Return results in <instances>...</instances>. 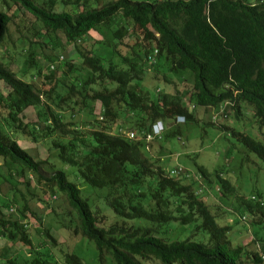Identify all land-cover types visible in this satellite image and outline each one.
I'll list each match as a JSON object with an SVG mask.
<instances>
[{
  "label": "trees",
  "instance_id": "1",
  "mask_svg": "<svg viewBox=\"0 0 264 264\" xmlns=\"http://www.w3.org/2000/svg\"><path fill=\"white\" fill-rule=\"evenodd\" d=\"M7 1L31 14L39 29L61 32L66 43L74 45L83 70L78 80L86 88L82 92L78 84H68L75 65L66 59L65 68H60L58 64L64 59H55L50 53L44 54L43 65L36 55H27L25 62L34 68L30 81L18 78L0 62V82L6 87L5 93L0 91V159L19 166L25 186L29 189L34 179L51 193L65 196L79 221L74 232L93 241L101 264L104 253L115 264H263V252L256 243L264 246V192L256 189L248 196L237 197L238 214L263 235L255 239L252 250L242 244L233 245L229 237L232 225L217 222L221 207L213 209L206 203L201 181L210 178L205 168L198 166L193 176L186 169L180 175H170L161 164L156 165L159 160L153 161L149 153L152 141L128 138L120 132V121L123 116L132 117L126 128L138 134L150 131L157 121L164 124L180 117L184 122H195L190 106L214 107L217 114L223 115L229 108L239 119L244 105L262 128L264 0H94L96 5L85 9L82 5L87 0ZM60 3L73 5V9L58 12ZM11 22L10 15L0 11V48ZM100 26L109 29V48L118 60L113 56L105 60L96 54L97 45L80 47L82 39ZM133 36L132 45L123 43ZM148 56L153 57V63L147 61ZM161 60H165L164 65ZM149 64L153 66L152 77L170 86L155 98L139 83ZM178 74L189 85V93L179 88ZM34 77L40 78L39 87L34 85ZM61 86L64 93L57 91ZM48 101L58 110L46 105ZM30 108L35 111V121L26 119L25 112ZM68 110L84 111L93 117V129L84 135L78 130L80 122H64ZM70 126L74 128L72 136L66 138ZM225 129L235 142L264 163V141L234 127ZM179 133L176 127L167 136ZM22 139L32 144L46 141L48 153L55 152L64 166L76 169L85 184L102 192L106 204L122 221L101 226L104 215L92 208L88 196H81V189L68 180L63 169L44 175L43 165L51 166L53 162L36 155L38 159L34 158L20 143ZM220 173H215L217 193L236 194L234 185ZM23 199L16 215H6L2 209H10L13 197L0 203V236L7 242L31 247V255L19 260L4 246L0 264H84L74 252L57 247L56 238L47 229L42 232L49 244L59 249L55 253L59 260L54 259L50 248H33L27 224L22 222L28 211L27 199ZM30 215L32 218L34 213ZM227 215L228 220L240 221L235 212L228 211ZM135 220L138 223L128 222ZM174 224H193L192 233L183 240L164 237L176 227ZM199 232L207 236L203 242L192 240Z\"/></svg>",
  "mask_w": 264,
  "mask_h": 264
},
{
  "label": "rangeland",
  "instance_id": "2",
  "mask_svg": "<svg viewBox=\"0 0 264 264\" xmlns=\"http://www.w3.org/2000/svg\"><path fill=\"white\" fill-rule=\"evenodd\" d=\"M95 5L94 0H87L84 6L82 5V8L85 9ZM72 9L73 5L64 6L62 3L58 4L56 8L58 12L62 10L70 11ZM0 11L8 13L12 19V22L8 25L9 33L4 36L0 48L1 63L8 65L10 69L16 72L18 78L30 81L29 77L34 68L31 69L25 62L29 53L36 55L41 65L45 63L43 57L46 53L53 54L55 59L62 55L64 60L58 64L60 68H65L66 59L73 62L75 65V68L70 72L67 83H76L79 85L78 87L82 89V92L85 91L86 88L83 85H80V80H78L83 73V70L79 68V57L74 50V45L67 44L65 37L61 32L54 34L39 29L38 24L31 14L24 12L7 0H0ZM35 29H37V32L33 33ZM123 41V43H129V45H132L135 41V36L126 37ZM110 43L112 42L109 29L105 26H100L96 30L91 31L86 38L82 39V46L80 47L90 49L91 45H97L95 53L103 56L104 59L107 60L113 56L111 54V48H109ZM125 50H127V48L123 49L122 52ZM113 60H118V58L114 55ZM163 62H165V60H161L160 64H163ZM160 64L158 66L159 68L161 66ZM45 68L46 67L43 66V72L46 70ZM161 68L162 70L165 69L164 66ZM162 70H159L160 74L162 73ZM152 76L153 66L149 64V66L147 65V70L144 73L143 79L139 81V83L144 89L149 91L153 98H155L160 92H166L170 86L164 82L163 79L153 78ZM177 77L179 78L180 83L179 88H181L184 93H189V85L182 82V78L179 74ZM32 81L34 85L39 87V77H34ZM5 90L6 87L0 82V91L5 93ZM57 91L59 93H64L65 89L61 86L60 88H57ZM47 103L48 104L46 105H50L55 111L58 110V108L51 102L48 101ZM190 108L194 110V115L197 120L195 122L183 121L180 123H177L176 121L164 122L165 129L160 138L151 142L149 153L152 156L153 161L159 160V163H156V165L161 164L165 172H168L169 169L178 164L182 166L183 169L190 171V175L193 176L194 173H198V166H203L209 173L210 178V180H207L206 182L199 179L201 184L204 185L206 203L213 209H215L217 205L221 207L218 211L220 218H217V222L219 224L232 225L229 237L232 240L233 245L242 244L249 250H252L255 246V239L263 235V232H259L258 227L252 228L247 220H244L238 214L237 207L240 202L237 197L241 194L248 196L252 190L256 189L264 192V163L261 162L254 153L248 151L243 145L235 142L231 136L227 134L225 127L229 126L243 130L263 142L264 126L262 128L258 127L253 112L250 108L244 105H242L243 113L239 119L229 108L226 110V115L217 114L214 107L192 108L190 106ZM95 112L97 114L98 108ZM25 114L27 120H36L35 111L33 109L30 108L26 110ZM94 114L95 113H93V115ZM131 119L132 117L129 115L123 116L120 121L122 125L121 133L130 130L126 127L128 126V121ZM70 121L80 122L81 127L78 130L84 135H87L94 127L92 125L93 117H90L84 111L76 112L68 110L64 114V122L68 123ZM211 123H213L215 127L212 126ZM176 127L180 129L179 135L167 136V134ZM67 129L64 137L69 138L72 136V129L74 128L70 126ZM20 143L34 158H37L35 157L36 155L40 159L49 158V160L53 162L51 166L49 164L43 165L44 167L41 171L44 175H50L54 169H63L68 174V180L75 183L81 189V196L85 198V195H87L88 202L90 205L92 204V208L95 211H98V215H104L101 226H108L113 222L122 221V219L117 217L106 204L104 198H102V192L85 184L78 176L76 169L64 166L61 161L55 157V152H52L53 154L48 153V145L46 141L39 140L36 144H32V142L22 139ZM219 171L222 172L220 173L222 177L228 178L231 184L234 185L236 194L227 193L225 195H220L217 193L214 181H216L215 173ZM24 178L25 177L19 166L8 160L0 159V203L4 199L9 200L10 197H13L14 199L11 203L10 209L2 208L3 212L6 215H16L24 202L23 196L26 197L28 211H25L26 218L22 219V222L27 224V233L29 234L33 248L41 251L43 248H50V252L53 253L52 255L54 259L58 261L59 259L55 253L57 254L59 250L57 247L60 246L65 251L77 254L83 260L84 264H101L99 260V252L93 241L83 237L77 231L76 233L74 232L79 221L74 210L68 205L65 196L58 192L51 193L46 189L44 184H37L34 179H31V187L28 189L25 186ZM33 187H35L34 196L31 197L29 193H33ZM223 211H226V213ZM228 211L235 212V215L240 221L228 220ZM30 213H34V216L32 215L33 219L31 218ZM128 222L138 223L137 220ZM174 226L176 227L163 236L171 240H183L192 233L193 224L183 227L180 224H174ZM45 229L56 238L57 247H52L49 244V241L45 238V235L42 232ZM206 237L207 236L203 232H199L197 235L192 236V240L203 242V239ZM4 246H7L11 253L16 254L19 260L31 255V247L20 243L7 242V240L0 236V252ZM256 247L263 252L264 255V246H262L260 242L256 243ZM102 262L103 264H115L111 257L106 253H104ZM146 264L159 263L153 261L149 263L147 262Z\"/></svg>",
  "mask_w": 264,
  "mask_h": 264
},
{
  "label": "built area",
  "instance_id": "3",
  "mask_svg": "<svg viewBox=\"0 0 264 264\" xmlns=\"http://www.w3.org/2000/svg\"><path fill=\"white\" fill-rule=\"evenodd\" d=\"M155 53H156V50H154V54ZM62 59H63V56L60 55L59 56V60H62ZM147 61L150 62V63H153V57L152 56H148L147 57ZM50 68L53 69V65H51ZM176 121L182 122L183 118L179 117V118L176 119ZM120 131H121V129H120ZM163 131H164L163 123L161 121H157L151 126V130L150 131H147V132L143 131V132L137 134L133 130H128V131H126L123 134L125 136H127L128 138H130V139H142L146 143H149L151 141L156 140L157 138H160V136L162 135ZM146 148H148V146ZM183 171H184L183 167L178 165V164L173 166L171 169H169V173L172 176L180 175V174H182ZM186 175H189V173H187ZM262 258H264V255H262Z\"/></svg>",
  "mask_w": 264,
  "mask_h": 264
},
{
  "label": "clouds",
  "instance_id": "4",
  "mask_svg": "<svg viewBox=\"0 0 264 264\" xmlns=\"http://www.w3.org/2000/svg\"><path fill=\"white\" fill-rule=\"evenodd\" d=\"M177 123H180V122H178V121H176ZM183 122V121H182ZM164 125V124H163ZM165 129V128H164Z\"/></svg>",
  "mask_w": 264,
  "mask_h": 264
}]
</instances>
